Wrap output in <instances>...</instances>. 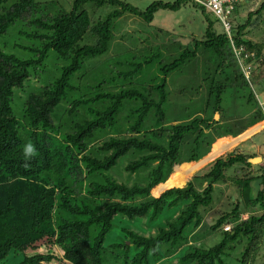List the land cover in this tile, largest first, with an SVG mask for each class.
I'll return each instance as SVG.
<instances>
[{
  "label": "trees",
  "instance_id": "trees-1",
  "mask_svg": "<svg viewBox=\"0 0 264 264\" xmlns=\"http://www.w3.org/2000/svg\"><path fill=\"white\" fill-rule=\"evenodd\" d=\"M182 1L155 0L140 10L122 0H74L68 12L52 17L38 15L31 20L32 30L23 32L37 41L35 46L27 47L30 57L21 58L0 49V264L10 260L15 261L12 264H50L55 260L105 264L107 253L121 264H157L187 241L188 228L201 225V208L212 205L215 184L219 182H231L243 198V207L258 206L261 213H251L241 220V203L236 201L231 211L224 212L211 226L212 231L222 232L220 241L210 247L200 244L191 251L184 250L177 264H228L227 251L243 241L240 264H257L264 234V166L252 168L249 159L256 154L228 153L216 158L207 171L196 177L205 183L201 188L189 181L185 187L159 190L174 166L198 161L209 151L213 138L240 131L214 117L216 113L221 116L222 93L232 84L219 80H213L210 87L214 93L212 115L164 125L167 76L196 57L200 46L217 56L218 68L224 71L232 67L236 78L245 82L226 34L217 32L213 21L207 20L204 40H194L193 48L185 46L170 62L160 60L159 52L142 58L130 55L114 59V65L120 68L111 65L109 75L84 72L78 84L72 80L87 60L108 51L116 18L128 12L150 23L157 11H176ZM7 3L0 13V35L39 5L36 0H0V4ZM88 4L116 9L105 19L93 20L84 7ZM240 8L233 24L234 40L254 51L258 59L264 43H254L245 36L252 13L240 22ZM262 9L264 0L257 12ZM89 35L93 40L85 42ZM52 53L65 60L59 74L31 91L22 115H16L14 89L24 88L32 71L40 77L39 69ZM153 64H157L153 76L140 84L135 82ZM63 102L69 106L56 123L54 114ZM253 117V122H259L264 113L260 109ZM28 144L35 154L26 157ZM130 152L139 156L125 170L131 174L146 170L142 183L127 185L106 174ZM239 169L243 170L241 176L229 174ZM254 180L258 181L256 194L245 196ZM173 208L177 214L155 233L143 235L122 228L121 241L105 244L118 216L152 222ZM227 223L232 224L230 230H222ZM37 243L55 246L60 254L40 252Z\"/></svg>",
  "mask_w": 264,
  "mask_h": 264
},
{
  "label": "rangeland",
  "instance_id": "rangeland-1",
  "mask_svg": "<svg viewBox=\"0 0 264 264\" xmlns=\"http://www.w3.org/2000/svg\"><path fill=\"white\" fill-rule=\"evenodd\" d=\"M74 0H36L39 2L35 11L26 12L18 19L3 35H0V49L7 53H13L21 58H28L31 52L27 47H33L37 41L23 34L25 31L32 30L31 20L35 16L52 17L62 11L68 12L72 8ZM132 4L140 10H144L152 1L155 0H122ZM165 2H173L175 0H162ZM263 0H248L241 5L237 14L240 22H244L250 13L251 17L249 25L246 27V37L254 43H264V9H260ZM9 4H0V13H2ZM90 13L93 20L105 19L106 15L116 9L114 6L96 7L94 4L84 6ZM118 8V7H117ZM213 21L214 28L217 32H222V26L215 21L214 17L202 8L190 1H182L181 7L176 10L160 9L154 15L150 23L142 20L140 17L132 13H124L116 18L113 23V38L108 51L100 57L87 60L82 69L72 78L75 84H78L80 74L87 72H104L105 75L111 74L108 67L114 65V59H126L130 55L142 58L143 55L159 52L160 60L165 63L176 58L185 46L194 47V40H204L207 20ZM239 22V21H237ZM180 39H185L181 42ZM93 38L89 35L85 42H91ZM65 60L52 53L44 62L40 70V77L32 71L31 76L25 81L24 88L14 89L13 110L16 115L21 116L27 95L31 91L38 90L49 81L53 80L59 74V67L63 65ZM219 59L210 50H206L201 46L197 50L196 57L186 62L179 69L174 70L167 76V91L169 92L167 103L165 104V126L178 123H188L195 117L210 116L214 109V93L212 94L211 85L213 80L232 82L227 85L222 93V111L217 120L220 123L234 127L240 130L233 135V138L220 137L213 138L210 153L205 158H200L192 163H182L174 166L173 172L168 179L161 183L159 190L166 188L185 187L189 181L196 184L198 188L205 185L196 177L201 176L208 170L210 164L219 157L228 153H253L261 160L252 163L254 169H258L264 164V120L254 121V114L258 110H264V49L260 52L257 62L254 63L252 78L243 83L241 79L236 78L235 71L232 67H228L222 71L218 68ZM154 65V64H153ZM111 66V67H112ZM120 68V67H117ZM157 70V64L147 68L146 71L135 79L139 84L148 81ZM255 76H254V75ZM134 81V80H133ZM83 83V82H82ZM81 83V84H82ZM110 88V86H106ZM69 103L63 102L56 109L54 121L58 123L64 109ZM262 110V111H263ZM252 123V124H250ZM250 125V126H249ZM246 127L245 129H243ZM208 132V131H207ZM139 155L133 152L122 156L118 164L106 174L110 175L118 182L131 185L135 182L142 183L146 170H141L131 174L125 170V166L137 158ZM263 159H262V157ZM236 166H241L237 164ZM233 169V168H232ZM229 171V170H228ZM227 171V172H228ZM245 171V170H244ZM261 172V171H260ZM243 170H230L231 176H241ZM250 188L245 190L248 196L256 194L258 189V181L254 180L249 184ZM214 199L211 206L201 208L204 215L203 222L198 228H188L186 234L188 239L181 244L173 254H167L161 258L157 264H177V260L185 251H191L193 246L200 244L210 247L220 241L222 232L212 231L211 226L215 223L219 216L224 212H230L234 207V203L239 201L241 207L240 219L243 220L251 213L260 214L261 210L256 207H243V198L238 188L231 182H219L215 184ZM177 214L175 208L165 210L159 218L149 222L146 218L130 219L126 216H118L111 231L107 234L105 244L119 242L123 239L122 228L131 229L143 235L155 233L157 228L165 226L167 220L172 219ZM232 225L230 223L225 224ZM264 233V232H263ZM244 241L235 243L234 246L227 251L225 260L228 264H240V257L244 247ZM260 249L255 263L264 264V234L260 241ZM165 249V247H163ZM37 250L40 252L53 251L60 254V251L54 246L37 243ZM185 250V251H184ZM31 252V250H28ZM105 264H121L119 260H115L110 253L105 254ZM17 260V259H16ZM15 263L10 260L8 264ZM50 264H68L59 260L52 261Z\"/></svg>",
  "mask_w": 264,
  "mask_h": 264
},
{
  "label": "built area",
  "instance_id": "built-area-1",
  "mask_svg": "<svg viewBox=\"0 0 264 264\" xmlns=\"http://www.w3.org/2000/svg\"><path fill=\"white\" fill-rule=\"evenodd\" d=\"M200 6L205 12L210 13L218 22L226 34L237 66L246 81L250 82L253 73L254 63L257 62L256 53L249 51L244 44H237L234 40L233 24L237 7L248 0H187ZM251 58V60H249ZM249 60V61H248ZM263 110V109H262ZM264 113V110H263ZM231 226L226 225L224 230H230Z\"/></svg>",
  "mask_w": 264,
  "mask_h": 264
},
{
  "label": "clouds",
  "instance_id": "clouds-1",
  "mask_svg": "<svg viewBox=\"0 0 264 264\" xmlns=\"http://www.w3.org/2000/svg\"><path fill=\"white\" fill-rule=\"evenodd\" d=\"M25 156H31L35 154V149L31 144H28L24 150Z\"/></svg>",
  "mask_w": 264,
  "mask_h": 264
},
{
  "label": "water",
  "instance_id": "water-1",
  "mask_svg": "<svg viewBox=\"0 0 264 264\" xmlns=\"http://www.w3.org/2000/svg\"><path fill=\"white\" fill-rule=\"evenodd\" d=\"M184 40L185 39H180V41L181 42H184ZM215 119L217 120V115L215 116ZM260 160L261 158H259V157H255V158H252V159H249V161L251 162V163H254V162H256V160Z\"/></svg>",
  "mask_w": 264,
  "mask_h": 264
},
{
  "label": "crops",
  "instance_id": "crops-1",
  "mask_svg": "<svg viewBox=\"0 0 264 264\" xmlns=\"http://www.w3.org/2000/svg\"><path fill=\"white\" fill-rule=\"evenodd\" d=\"M263 120H264V119H263ZM225 137L233 138L234 136L232 137L231 135H228V136H225ZM221 138H224V137H220L219 139H221ZM209 153H210V151H208L207 154H206L205 156H207ZM253 153H254V152H253ZM205 156L202 157V158H205ZM261 157H262V156H261ZM262 159H263V157H262ZM260 160H261V159H260ZM263 166H264V164H263ZM254 167H255V166H253L252 168L254 169Z\"/></svg>",
  "mask_w": 264,
  "mask_h": 264
}]
</instances>
